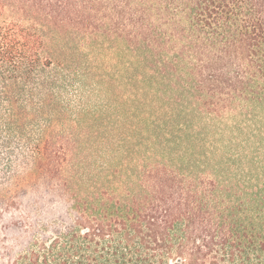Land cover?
Segmentation results:
<instances>
[{
    "label": "trees",
    "instance_id": "16d2710c",
    "mask_svg": "<svg viewBox=\"0 0 264 264\" xmlns=\"http://www.w3.org/2000/svg\"><path fill=\"white\" fill-rule=\"evenodd\" d=\"M0 209V264H264V0H0Z\"/></svg>",
    "mask_w": 264,
    "mask_h": 264
},
{
    "label": "rangeland",
    "instance_id": "374dc122",
    "mask_svg": "<svg viewBox=\"0 0 264 264\" xmlns=\"http://www.w3.org/2000/svg\"><path fill=\"white\" fill-rule=\"evenodd\" d=\"M50 48H51V50H52V48H54L53 47V43L51 44V42H49V49ZM48 56H50L49 53H48ZM105 72H106L105 78L110 82V83H108V81H106L105 87H106L107 91L111 92L110 89L111 90H116L117 89L116 91L118 92L119 87L115 88L114 87V86H116V85H114L115 83L112 80H110V79L111 78L118 79V75H120L119 74V67L117 65L113 66V65H110L109 63H107L105 65ZM117 92H116V94H117ZM111 94H112V92H111ZM116 96L117 95H114V96H112V98L114 99V98H116ZM1 212H2V210L0 209V213ZM22 216H24L23 210H21V211L12 210L11 212H7V214H5V216H4L3 222H0V228H1L2 224H6V223H9L10 221H12V218H15V220H17L18 218H20ZM14 237H15V235H12L11 239H13ZM5 246H6V248H8V245H5ZM12 251H16V250L12 248Z\"/></svg>",
    "mask_w": 264,
    "mask_h": 264
}]
</instances>
